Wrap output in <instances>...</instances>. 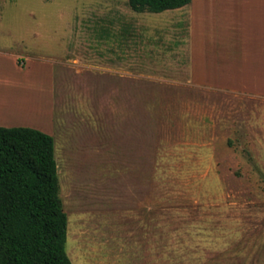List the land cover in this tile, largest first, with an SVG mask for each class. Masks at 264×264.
<instances>
[{"label": "rangeland", "instance_id": "374dc122", "mask_svg": "<svg viewBox=\"0 0 264 264\" xmlns=\"http://www.w3.org/2000/svg\"><path fill=\"white\" fill-rule=\"evenodd\" d=\"M132 17L0 0V127L53 138L71 264H264V97L181 81Z\"/></svg>", "mask_w": 264, "mask_h": 264}, {"label": "crops", "instance_id": "0c3cea01", "mask_svg": "<svg viewBox=\"0 0 264 264\" xmlns=\"http://www.w3.org/2000/svg\"><path fill=\"white\" fill-rule=\"evenodd\" d=\"M132 14L133 48L152 56L150 50L164 44L169 51L156 50L164 59L151 61L179 72L181 81L264 97V0H191L174 10ZM98 43L114 46L108 40ZM122 51L116 64L104 63L103 71L123 66Z\"/></svg>", "mask_w": 264, "mask_h": 264}, {"label": "trees", "instance_id": "16d2710c", "mask_svg": "<svg viewBox=\"0 0 264 264\" xmlns=\"http://www.w3.org/2000/svg\"><path fill=\"white\" fill-rule=\"evenodd\" d=\"M48 1V0H45ZM191 0H127L138 13L182 8ZM53 138L0 127V264H71Z\"/></svg>", "mask_w": 264, "mask_h": 264}, {"label": "bare ground", "instance_id": "6f19581e", "mask_svg": "<svg viewBox=\"0 0 264 264\" xmlns=\"http://www.w3.org/2000/svg\"><path fill=\"white\" fill-rule=\"evenodd\" d=\"M2 68H3V67H2ZM11 77H12V76H11ZM6 80H7V79H6ZM3 82H4V81H3ZM2 84H3V83H2ZM2 87H3V86H2ZM0 88H1V85H0ZM13 107H14V108H16V107H15V105H14V106H12V107L10 106V108H11V111H10V108H9V107H8L9 109H8L7 111H9V113L13 111V112H12V114H13V113H14V110L12 109ZM6 109H7V107H6ZM16 111H17V110H15V113H14V114H16V113H17ZM15 116H16V115H15Z\"/></svg>", "mask_w": 264, "mask_h": 264}]
</instances>
